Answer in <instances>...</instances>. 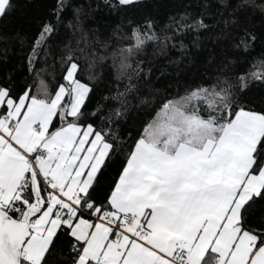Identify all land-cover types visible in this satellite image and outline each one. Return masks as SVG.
Listing matches in <instances>:
<instances>
[{
  "label": "snow or ice",
  "instance_id": "obj_1",
  "mask_svg": "<svg viewBox=\"0 0 264 264\" xmlns=\"http://www.w3.org/2000/svg\"><path fill=\"white\" fill-rule=\"evenodd\" d=\"M0 264H264V0H0Z\"/></svg>",
  "mask_w": 264,
  "mask_h": 264
},
{
  "label": "trees",
  "instance_id": "obj_2",
  "mask_svg": "<svg viewBox=\"0 0 264 264\" xmlns=\"http://www.w3.org/2000/svg\"><path fill=\"white\" fill-rule=\"evenodd\" d=\"M96 2H97V0H92L93 5H95ZM164 6L166 7V5H164ZM101 7H102V5H101ZM95 15L97 17L102 16V15H111L112 18H113L112 19V22H111V24H112L113 27L116 24H118V23L121 22V16L122 15L125 16V20H127L128 18H132V19H135V20L139 21V19H140V15H139V12H138L137 9H131V10H128L127 12H115V13H109L106 9H103L101 12H97ZM90 26H91L90 24L89 25H86V27H90ZM24 27H25L26 30H28L29 35H31V30H30V27H29V25H28L27 22H25ZM172 55H176V53H173ZM15 60L17 62H19V58L18 57H16ZM163 63L164 62L162 60H157V62H156L157 69H159V67ZM37 67H40V64L39 63H37ZM82 67L85 69V71H87V65L86 64H83ZM108 71H111V70L108 69ZM153 78L155 79V74H154V77ZM158 86L159 85H157V87ZM256 98L258 100L259 99V96L257 95Z\"/></svg>",
  "mask_w": 264,
  "mask_h": 264
}]
</instances>
